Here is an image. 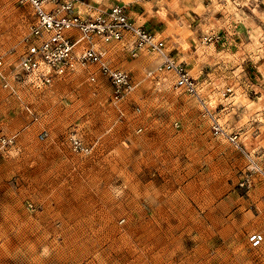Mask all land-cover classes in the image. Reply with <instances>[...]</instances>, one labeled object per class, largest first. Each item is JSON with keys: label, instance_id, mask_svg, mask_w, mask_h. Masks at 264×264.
I'll list each match as a JSON object with an SVG mask.
<instances>
[{"label": "rangeland", "instance_id": "rangeland-1", "mask_svg": "<svg viewBox=\"0 0 264 264\" xmlns=\"http://www.w3.org/2000/svg\"><path fill=\"white\" fill-rule=\"evenodd\" d=\"M79 1L130 11L239 143L211 135L172 73L148 77L159 60L128 34L97 38L134 85L117 103L93 68L10 75L35 17L0 0V264H264L247 243L264 231V0Z\"/></svg>", "mask_w": 264, "mask_h": 264}, {"label": "built area", "instance_id": "built-area-1", "mask_svg": "<svg viewBox=\"0 0 264 264\" xmlns=\"http://www.w3.org/2000/svg\"><path fill=\"white\" fill-rule=\"evenodd\" d=\"M19 3L29 4L35 21L20 42L23 52L10 69V75L29 76L37 86H49L64 70L93 68L109 80L113 99L117 103L133 91L134 85L127 73L109 66L105 53L97 47L95 39L108 43L119 41L128 34L133 39L134 56L143 52L154 54L159 60L148 77L172 73L175 76L174 89L182 90L194 100L200 117L210 126L211 135L238 146V136L227 132L221 125L196 80L170 58L161 39L129 20L123 6L115 4L105 13L88 16L86 12L79 11L78 6H84L79 0H19ZM67 30H77L79 37L67 36ZM3 65L4 58L0 56V76ZM89 80L95 82V77L92 75ZM69 140L74 153H90V149L75 135L72 134ZM247 243L252 249L259 248L264 243V231L249 235Z\"/></svg>", "mask_w": 264, "mask_h": 264}, {"label": "crops", "instance_id": "crops-1", "mask_svg": "<svg viewBox=\"0 0 264 264\" xmlns=\"http://www.w3.org/2000/svg\"><path fill=\"white\" fill-rule=\"evenodd\" d=\"M16 2H19V0H15ZM120 1H122V0H120ZM131 2L132 1H135V0H130ZM122 3V2H121ZM22 6H24L27 10H29L30 11V13L32 12V8L29 6V4H21ZM82 11V10H81ZM84 12H88V10L87 9H84L83 10ZM127 14H128V16L129 17H131V12L130 11H127ZM143 16V11L140 9L139 10V13L138 14H135V18H133L132 17V19H134L135 21H139L141 18L140 17H142ZM136 18H138V20H136ZM66 35L67 36H72V37H74L75 38V36L77 35V33L74 31V30H67L66 31ZM126 36H128V35H126ZM125 36V37H126ZM77 37V36H76ZM129 39V38H128ZM95 42H96V45H97V47L101 50V51H103V50H105L106 52H107V54L105 53V59H106V57H107V59H106V61H107V63L109 62H111L110 60H111V58H112V60H113V58H114V56H116L119 52H118V47H116V46H109V48H111V49H109V50H111V52H109L108 53V51L106 50V49H108V46L107 45H105V46H101V45H99V41H98V39L96 38L95 39ZM130 46V45H129ZM103 47V48H102ZM103 49V50H102ZM22 52H23V50H22ZM107 55V56H106ZM111 55V56H110Z\"/></svg>", "mask_w": 264, "mask_h": 264}, {"label": "bare ground", "instance_id": "bare-ground-1", "mask_svg": "<svg viewBox=\"0 0 264 264\" xmlns=\"http://www.w3.org/2000/svg\"><path fill=\"white\" fill-rule=\"evenodd\" d=\"M248 156V155H247Z\"/></svg>", "mask_w": 264, "mask_h": 264}]
</instances>
